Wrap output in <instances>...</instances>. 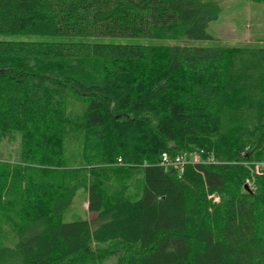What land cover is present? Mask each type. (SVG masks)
<instances>
[{
    "label": "trees",
    "instance_id": "trees-1",
    "mask_svg": "<svg viewBox=\"0 0 264 264\" xmlns=\"http://www.w3.org/2000/svg\"><path fill=\"white\" fill-rule=\"evenodd\" d=\"M217 17L200 0H0V138L21 135L0 161L16 221L0 264H264V47L97 41L210 40ZM164 153L200 162L179 174ZM81 189L94 220L64 222Z\"/></svg>",
    "mask_w": 264,
    "mask_h": 264
},
{
    "label": "rangeland",
    "instance_id": "rangeland-1",
    "mask_svg": "<svg viewBox=\"0 0 264 264\" xmlns=\"http://www.w3.org/2000/svg\"><path fill=\"white\" fill-rule=\"evenodd\" d=\"M207 3L209 7L218 11L216 20L209 23L207 34L212 39L205 41L182 40H151V39H122L105 38L98 39L101 42L114 43H138L153 45H190V46H218L225 48H242L246 51H253L264 47V0H200ZM21 146V135L12 131L5 138H0V161L13 162L18 159ZM79 151L75 156L79 157ZM118 165L112 163L107 167L114 169ZM47 174V173H46ZM113 176V175H112ZM128 195L136 198L141 190V178L138 171L130 173ZM116 177H112V188L117 184ZM210 196L209 198H211ZM217 202V197L213 198ZM95 215L87 210L86 191L79 190L70 207L63 215L64 222L88 220L92 223ZM0 245H11L15 240L16 221L11 208L3 207L0 211ZM105 264H112V260Z\"/></svg>",
    "mask_w": 264,
    "mask_h": 264
},
{
    "label": "built area",
    "instance_id": "built-area-1",
    "mask_svg": "<svg viewBox=\"0 0 264 264\" xmlns=\"http://www.w3.org/2000/svg\"><path fill=\"white\" fill-rule=\"evenodd\" d=\"M200 157L196 153H183L181 155H177L175 157H170L167 154H162L159 165L163 167L165 170L170 167H175L179 174L183 173L184 167L188 164L199 163ZM213 160L208 159L207 163H211Z\"/></svg>",
    "mask_w": 264,
    "mask_h": 264
},
{
    "label": "water",
    "instance_id": "water-1",
    "mask_svg": "<svg viewBox=\"0 0 264 264\" xmlns=\"http://www.w3.org/2000/svg\"><path fill=\"white\" fill-rule=\"evenodd\" d=\"M246 190H248V186L247 185H245V187H244Z\"/></svg>",
    "mask_w": 264,
    "mask_h": 264
}]
</instances>
